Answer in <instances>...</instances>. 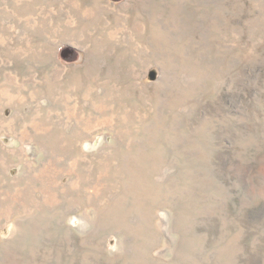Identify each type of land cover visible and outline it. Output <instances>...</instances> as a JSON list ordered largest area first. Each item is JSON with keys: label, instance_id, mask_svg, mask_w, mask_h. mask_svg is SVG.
Wrapping results in <instances>:
<instances>
[{"label": "rangeland", "instance_id": "rangeland-1", "mask_svg": "<svg viewBox=\"0 0 264 264\" xmlns=\"http://www.w3.org/2000/svg\"><path fill=\"white\" fill-rule=\"evenodd\" d=\"M0 264H264V0H0Z\"/></svg>", "mask_w": 264, "mask_h": 264}]
</instances>
